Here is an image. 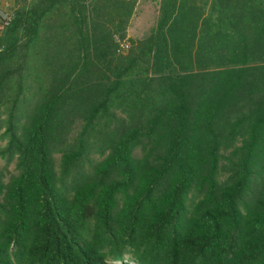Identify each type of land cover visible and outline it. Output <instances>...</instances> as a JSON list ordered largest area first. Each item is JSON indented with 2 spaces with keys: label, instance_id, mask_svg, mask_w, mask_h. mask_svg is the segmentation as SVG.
Here are the masks:
<instances>
[{
  "label": "trees",
  "instance_id": "trees-1",
  "mask_svg": "<svg viewBox=\"0 0 264 264\" xmlns=\"http://www.w3.org/2000/svg\"><path fill=\"white\" fill-rule=\"evenodd\" d=\"M126 3L33 0L0 37V264H264V0H161L117 56Z\"/></svg>",
  "mask_w": 264,
  "mask_h": 264
},
{
  "label": "rangeland",
  "instance_id": "rangeland-1",
  "mask_svg": "<svg viewBox=\"0 0 264 264\" xmlns=\"http://www.w3.org/2000/svg\"><path fill=\"white\" fill-rule=\"evenodd\" d=\"M33 0H0V8H6L11 10L13 15L15 10L22 6L23 4H28ZM127 3L126 8L131 11V17L127 20L121 21L122 17L115 19L114 23L110 21L107 22V17L103 16L97 25V32L107 30L109 28L113 33L114 42L116 44L115 54L127 55L131 49L137 44L146 40V38L151 35L152 30L156 27L161 0H125ZM101 25V27H99ZM93 29V28H92ZM102 29V30H101ZM4 31V30H3ZM0 31V37L3 34ZM70 35V32L67 33ZM74 42V39L70 40L64 37V41ZM128 41L131 47L126 52H119L118 47L121 42ZM25 116L22 115L23 119L20 121L19 125H22ZM9 134L7 133V123H6V110L4 107L0 110V174L2 175L3 182H8L11 175L18 173L17 155H11L8 153L6 146L8 144ZM125 262L128 264H138L133 258L132 253H129L125 257Z\"/></svg>",
  "mask_w": 264,
  "mask_h": 264
},
{
  "label": "built area",
  "instance_id": "built-area-1",
  "mask_svg": "<svg viewBox=\"0 0 264 264\" xmlns=\"http://www.w3.org/2000/svg\"><path fill=\"white\" fill-rule=\"evenodd\" d=\"M13 19V13L6 8H0V31L5 30ZM3 45L0 46V51L3 50ZM131 44L128 41H123L118 47L119 52H126L130 49Z\"/></svg>",
  "mask_w": 264,
  "mask_h": 264
}]
</instances>
